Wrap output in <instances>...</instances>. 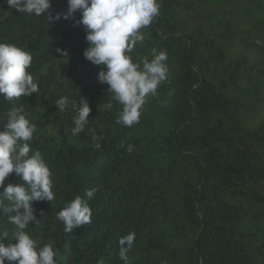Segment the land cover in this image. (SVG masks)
Returning <instances> with one entry per match:
<instances>
[{
	"label": "trees",
	"instance_id": "trees-1",
	"mask_svg": "<svg viewBox=\"0 0 264 264\" xmlns=\"http://www.w3.org/2000/svg\"><path fill=\"white\" fill-rule=\"evenodd\" d=\"M158 3L131 56L142 62L165 51L168 76L127 128L116 122L123 106L98 81L102 66L83 55L82 10L48 20L0 0V42L31 52L39 86L18 100L0 96V131L23 105L37 124L29 155L40 152L55 194L33 202L40 221L25 231L58 249L57 264H125L118 240L130 231L127 264H264V0ZM67 7L52 0L50 11ZM61 96L70 101L63 112L54 103ZM83 97L89 123L73 136ZM17 180L13 172L5 185ZM90 188L98 189L88 201L91 223L65 233L56 214ZM13 228L0 218L9 238Z\"/></svg>",
	"mask_w": 264,
	"mask_h": 264
},
{
	"label": "clouds",
	"instance_id": "clouds-1",
	"mask_svg": "<svg viewBox=\"0 0 264 264\" xmlns=\"http://www.w3.org/2000/svg\"><path fill=\"white\" fill-rule=\"evenodd\" d=\"M10 9L27 15L40 17L48 13L47 19H68L77 10H82L76 23L86 31L88 46L84 57L95 65L102 66L98 81L108 85L112 100L122 105L117 124L131 128L138 124L142 109L149 96L158 94L159 85L167 79V53L152 50V58L134 62L131 53L137 43L144 40L141 29L149 26L160 15L158 0H67V11L56 13L50 9L52 0H6ZM257 44L261 41L257 40ZM57 53L67 56V50L57 48ZM31 52L16 44L0 42V96L7 101L18 100L39 92L38 83L28 71L31 67ZM69 98L55 99L57 108L63 112ZM75 106V103H73ZM112 104H108L111 108ZM91 108L87 99L79 101L73 136L84 131L89 123ZM4 129L0 131V218L14 226L9 231H0V264H57L58 249L52 243L40 246L25 231L33 223H39L33 207L34 201H53L55 194L51 171L39 151L29 155L30 141L37 124L27 118L23 105L13 106L7 113ZM99 147V145H97ZM134 146L129 144L128 152ZM15 173L17 181L5 185V179ZM96 188H90L84 196L77 195L56 214L69 232L74 227L91 223L92 211L88 203ZM43 214V213H42ZM6 238V242H5ZM135 232L119 238V257L127 264V253L133 247ZM98 264H104L103 260Z\"/></svg>",
	"mask_w": 264,
	"mask_h": 264
}]
</instances>
